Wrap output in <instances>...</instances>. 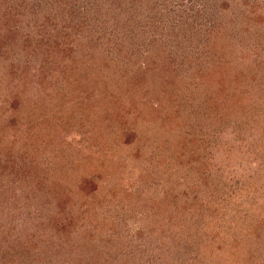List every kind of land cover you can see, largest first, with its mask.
Listing matches in <instances>:
<instances>
[{
	"label": "rangeland",
	"instance_id": "1",
	"mask_svg": "<svg viewBox=\"0 0 264 264\" xmlns=\"http://www.w3.org/2000/svg\"><path fill=\"white\" fill-rule=\"evenodd\" d=\"M0 264H264V0H0Z\"/></svg>",
	"mask_w": 264,
	"mask_h": 264
},
{
	"label": "trees",
	"instance_id": "2",
	"mask_svg": "<svg viewBox=\"0 0 264 264\" xmlns=\"http://www.w3.org/2000/svg\"><path fill=\"white\" fill-rule=\"evenodd\" d=\"M58 50H59V47H58ZM33 166V165H32ZM26 167V166H25ZM29 167L30 166H28V167H26V168H23V170L25 171V172H32V170L34 169V168H36V165H34L32 168H31V170L29 169ZM42 176L41 177H37L36 179H35V183H37V185H41V183H42ZM47 221L48 222H50V220L49 219H47Z\"/></svg>",
	"mask_w": 264,
	"mask_h": 264
}]
</instances>
